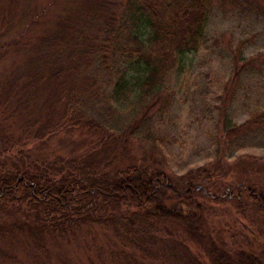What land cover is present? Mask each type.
<instances>
[{"label":"trees","instance_id":"trees-1","mask_svg":"<svg viewBox=\"0 0 264 264\" xmlns=\"http://www.w3.org/2000/svg\"><path fill=\"white\" fill-rule=\"evenodd\" d=\"M210 9V0H50L27 12L43 25L32 38L0 44V61L23 56L0 79V264H264V181L202 169L173 178L141 160L120 168L116 152L142 127L116 118L132 91L128 68L142 71L137 123L179 57L198 50ZM11 15L0 16L1 37ZM251 126L264 128V113L223 121L235 137ZM63 130L98 138L79 157L38 154Z\"/></svg>","mask_w":264,"mask_h":264},{"label":"rangeland","instance_id":"rangeland-1","mask_svg":"<svg viewBox=\"0 0 264 264\" xmlns=\"http://www.w3.org/2000/svg\"><path fill=\"white\" fill-rule=\"evenodd\" d=\"M15 1L0 0V16L7 19L12 14L10 31L0 36V44L17 38L19 32L24 36L21 39L32 38L43 25L29 23L27 12L40 10L50 0ZM210 4L198 50L179 57L169 89L146 105L137 123L131 119L136 115L133 100L142 71L136 65L128 68L130 104L118 105L116 118L130 119V131L139 123L142 127L117 147L120 168L141 160L173 178L197 175L202 169L210 178L242 173L264 181V128L251 126L248 134L236 137L223 131L225 118L239 126L264 113V0H210ZM59 8L53 4L43 19ZM21 59L19 53L17 59L9 54L0 61V79L11 63ZM97 138L98 134L63 130L37 152L49 158H75L89 152Z\"/></svg>","mask_w":264,"mask_h":264}]
</instances>
